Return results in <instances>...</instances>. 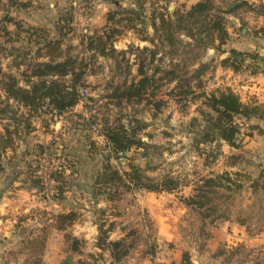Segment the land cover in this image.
Here are the masks:
<instances>
[{"label":"rangeland","instance_id":"rangeland-1","mask_svg":"<svg viewBox=\"0 0 264 264\" xmlns=\"http://www.w3.org/2000/svg\"><path fill=\"white\" fill-rule=\"evenodd\" d=\"M77 1L86 12L96 15L95 24L105 21L108 25L107 14L123 9L140 11L142 16L139 20L136 18L135 28L127 27L126 20L118 23L121 33L116 35L114 47L127 51L125 60L122 56L118 58L122 70L112 57L81 45L106 24L93 32L90 26L89 32L84 33L75 18L74 0L56 3L57 11L47 20L50 26L40 25L52 32V38H57V26L68 31L64 48L72 46L67 48L68 54L88 63L82 86L87 91L81 94L78 105L63 115L45 111L35 118L33 130L17 141L15 151L0 152V264H171L179 263L185 254L191 264H197L203 249H215L209 245L215 235L235 232V237L240 235L244 240L240 242L231 237L229 240L233 242L225 240L221 244L232 248L220 245L216 248L230 250L225 260L235 264H264V156L244 148L245 134L250 132L241 131L238 147L215 141L197 148L195 139L201 127L191 121L193 117L201 120L199 109L204 106L203 98L176 100L169 94L174 83H166V78L160 82L163 86L154 100L151 96L147 98L149 102L129 103L110 97L112 88L124 79L130 82L140 78V51L145 47L159 52L157 60L146 64L149 74L160 67L158 78L170 69L166 44L158 39L152 43L142 37L154 34L152 22L159 13L171 15L199 0ZM214 1L225 10L241 1L255 8L243 4L225 14L229 38L220 50L211 47L201 51L198 62L209 63V68L202 76L198 92L228 87V73H223L221 60L231 55V49L264 55V0ZM26 3L41 8L30 1L11 6L7 0H0V41L6 48L0 53V64L5 74L23 76L24 70L30 69L25 63L19 68L14 66L13 55L17 51L22 52V59L28 63L45 60L35 53L37 44L22 31L17 32L14 22L9 21L19 17L16 10ZM48 3L47 0L42 8L51 11L53 7ZM120 13L116 19L128 17L127 14L134 17L133 12ZM61 19L64 22H59ZM4 26L11 33L8 39L3 37ZM252 57L237 60L241 63L238 71L248 69L247 61L261 62ZM263 64L254 67L262 70ZM127 66H131L130 74L125 69ZM154 101L162 102L160 109L156 110ZM5 123H11L10 119L0 115V135ZM121 124L128 129L144 124L139 137L146 146L133 147L125 153L114 152L104 134L107 127ZM133 166L139 168L144 182L146 178L158 183L171 177L177 180L178 187L171 191H149L136 188L132 182H120L117 176L129 173ZM223 173L238 180L240 186L228 184L230 188L208 192L201 198L203 204L188 201L199 199L197 189L205 178ZM109 176V186L100 184ZM71 210L78 213L77 220L66 230L58 229L55 216ZM229 221L241 223V228L236 223L227 226ZM110 223L113 227L108 233L109 240L126 237L133 245L119 263L112 260L109 250L97 246L99 225L105 224L108 229ZM67 235L81 241L79 250H72L71 238ZM152 247L154 256L148 253ZM212 260H207V264H212Z\"/></svg>","mask_w":264,"mask_h":264},{"label":"trees","instance_id":"trees-1","mask_svg":"<svg viewBox=\"0 0 264 264\" xmlns=\"http://www.w3.org/2000/svg\"><path fill=\"white\" fill-rule=\"evenodd\" d=\"M9 2L16 5L23 3L21 0H9ZM243 4H247L251 9L255 8L254 5L241 1L239 5L237 4L229 10H225L216 5L214 0H199L189 8L178 9L171 15L159 13L157 15L158 19L155 17L152 22L154 34L143 36L142 39L152 43L158 39L166 44L168 48L166 53L171 62L170 69L164 71V75L158 78H156V75L162 71L160 67H155V70L149 74L146 64L157 60L159 52L157 49L143 48L140 51L138 66L140 78L132 79L130 82L126 78L115 85L112 88V93H110L111 99L129 103H140L143 100L149 102L147 98L151 96L153 99L157 95V91L163 86L160 82L166 78V83H174L169 94L176 100L203 98L202 104L207 107L205 109L202 106L203 108L199 109L202 115L201 120L198 117H193L191 121V124L196 122L201 127L198 137L195 139L197 148L200 149L201 144H210L215 141H225L233 147H238L240 144L238 139L242 131L241 120L253 117L264 118V105L243 102L241 96L231 87L217 89L212 92L204 90L198 92L197 88L201 87L202 76L209 68V63L198 62L201 51L211 47L220 50L221 46L226 44L229 32L226 27L225 14L236 11ZM119 12H121L120 14L133 12L134 17L127 14L125 16L128 17L116 19ZM119 12H109L107 14L109 24H106L103 30L95 31L89 37L88 42L81 45L85 46L87 50L97 52L99 55L112 57L118 68L122 70L121 61L119 63L118 58L122 56V60H125L127 51H119L114 47L115 37L121 33L118 23L126 20L127 27L135 28V20L136 18L137 20L141 19L142 14L140 11L134 12V10L125 9ZM63 20L61 19L59 22H64ZM9 21L14 22L15 27L18 29L17 32L22 31V34H26L32 42L37 44L35 53L40 57H44L45 60L36 59L37 62L28 63L27 59H22L24 55L21 51L12 54L16 58L14 61L15 67L19 68L25 63L27 68H30L28 71L24 70L23 76H17L11 72L5 74L0 64V115H3L5 119H10L11 122L5 123L4 132L0 135V152L7 149L15 151L17 141L30 134L33 130L34 119L41 117L45 111L63 115L75 107L82 100L79 89L84 85L88 64L83 58L70 55L71 53L68 54L67 51H70L67 50L68 47L64 48V39L68 35V31H65L63 26L56 27L57 38H52L50 36L52 32H48L49 30L44 27L23 25L22 22L11 18ZM113 22H115V25ZM3 28V37L6 36L8 39L11 33L8 27L4 26ZM71 48L73 47L71 46ZM4 51H6V48L3 41H0V53ZM230 52L231 55L223 58L221 64L234 71H238L241 66V63L237 60H245V56H253V59L263 60L264 62V55L243 54L235 49H231ZM144 53H148V56ZM188 59L189 61H187ZM247 68L254 73L260 70L259 67H254L251 64L247 65ZM125 69H128L129 74L131 73V66H127ZM154 102L153 105L156 110L160 109L162 102ZM144 124L141 127H133L132 129H128L124 124L115 127L110 126L106 128L104 136L110 142L114 152L125 153L133 147L146 146L145 141L139 137V130L142 129ZM140 172L139 168L133 166L129 173L118 175L117 178L120 182H132L131 184L136 188L149 191H171L178 187L177 180L171 177H166L158 183L146 178L147 182H144V177ZM110 176L107 179L105 178L103 182L100 181V184L109 186ZM228 184L240 186L238 180L234 181L228 173L207 177L197 189L199 199L192 198L188 201L203 204L201 198L206 197L208 192H215L218 188H230ZM108 197L112 199L113 196L109 193ZM77 218L78 213L73 210L58 213L55 216L56 227L60 230H66ZM112 225L113 223H110L108 229H105V224L99 225L100 234L97 246L103 250H109L112 260L119 263L129 254L130 247L133 245L128 243L126 237L109 240L108 233L112 230ZM67 236L71 238L72 250H79L81 241L76 236ZM148 253L154 256L155 249L152 247ZM91 256L94 257V255ZM171 264H191V261L189 256L185 254L179 263L173 262Z\"/></svg>","mask_w":264,"mask_h":264},{"label":"crops","instance_id":"crops-1","mask_svg":"<svg viewBox=\"0 0 264 264\" xmlns=\"http://www.w3.org/2000/svg\"><path fill=\"white\" fill-rule=\"evenodd\" d=\"M7 1L11 6L13 5L9 2V0ZM21 1L25 2L24 0H21ZM60 1L61 0H58V1L55 0L53 2V1L48 0L49 2L48 6L53 7L51 11H48L46 7L45 9L42 8V6H45L47 0H44V2L41 5L40 4L36 5V6L40 5L39 7L41 8L29 6L26 3V5H24L25 7L19 6L20 9L16 10L18 12L17 14H19V17L17 16V19L15 20L20 21L22 23L29 24V26H33V27H38L40 25L42 26L43 23H46L47 24L46 26L49 27L50 25L48 24L47 20L49 18H52L50 16H53L52 14L54 13L53 12L54 10L55 12L57 11L56 3L61 4ZM75 1L76 0H74V2ZM74 2H73V5H74ZM30 9L32 11H28ZM33 9H37V11H34ZM95 22H97L96 15L95 16L92 15V23L90 24L92 30L90 32H93L94 30L99 29L106 24L105 21L101 22L100 24H95ZM10 28H14V27L11 26ZM247 62H248L247 65L251 64L253 66L258 65V64L259 65L263 64L262 61L261 62L260 61H257V62L247 61ZM243 65L246 67L245 64ZM221 69L223 73H228L229 80H228V83H226V86L231 87L234 91H236L241 96V99L243 102L259 103V104L264 105V69L263 68H261L262 70H259L258 72H255V73H252L249 68L247 70H245L244 68L242 72L234 71L230 68L226 69V68H223L222 66H221ZM241 122H242V130L247 129L250 132L249 134H245L246 139H245L244 148L257 151L258 154H262L264 156V118L253 117L251 119H243L241 120ZM234 223H236L238 227L241 228V223H238V222L229 221L227 226H229V224H234ZM234 227L236 230L237 228L236 225ZM235 234L230 235V233H228L226 234V236L215 235L213 237V240L209 244L212 248H215V249H209L208 247L207 249L206 248L203 249L201 251V254L199 255L200 260H197L196 263L197 264H207V260L213 259L211 262L212 264H215V263L235 264L234 261L225 260L226 253L227 254L230 253L229 249L226 251L216 249L217 247H219V245L226 246L227 248L229 247L232 248V246H230L229 244L227 245L221 244L225 240H228V242H233L234 240L232 241L229 240L231 237H234L236 241H240V242L244 240L242 239V236L240 235H237V237H235L236 236Z\"/></svg>","mask_w":264,"mask_h":264},{"label":"built area","instance_id":"built-area-1","mask_svg":"<svg viewBox=\"0 0 264 264\" xmlns=\"http://www.w3.org/2000/svg\"><path fill=\"white\" fill-rule=\"evenodd\" d=\"M25 2H32L34 4L40 3L42 0H24ZM74 6L76 10H74L76 21L80 23L82 27V31L84 33H88L90 29V22L92 20V14L89 12H86L85 9L77 0L74 2ZM264 65V64H263ZM81 94H84V92L87 91L86 88L81 87L79 89Z\"/></svg>","mask_w":264,"mask_h":264},{"label":"water","instance_id":"water-1","mask_svg":"<svg viewBox=\"0 0 264 264\" xmlns=\"http://www.w3.org/2000/svg\"><path fill=\"white\" fill-rule=\"evenodd\" d=\"M238 3H234V5L236 6ZM233 8V7H232Z\"/></svg>","mask_w":264,"mask_h":264}]
</instances>
